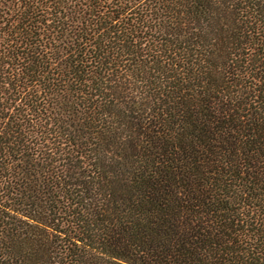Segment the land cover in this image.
<instances>
[{"label":"trees","instance_id":"trees-1","mask_svg":"<svg viewBox=\"0 0 264 264\" xmlns=\"http://www.w3.org/2000/svg\"><path fill=\"white\" fill-rule=\"evenodd\" d=\"M0 264H264V0H0Z\"/></svg>","mask_w":264,"mask_h":264}]
</instances>
